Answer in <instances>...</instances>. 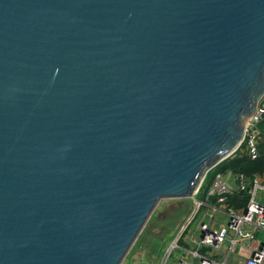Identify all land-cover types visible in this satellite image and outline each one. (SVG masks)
Segmentation results:
<instances>
[{
    "label": "water",
    "instance_id": "obj_1",
    "mask_svg": "<svg viewBox=\"0 0 264 264\" xmlns=\"http://www.w3.org/2000/svg\"><path fill=\"white\" fill-rule=\"evenodd\" d=\"M264 97V0H0V264H121Z\"/></svg>",
    "mask_w": 264,
    "mask_h": 264
},
{
    "label": "built area",
    "instance_id": "obj_2",
    "mask_svg": "<svg viewBox=\"0 0 264 264\" xmlns=\"http://www.w3.org/2000/svg\"><path fill=\"white\" fill-rule=\"evenodd\" d=\"M263 121L264 97L244 131L242 143L251 160L261 157L264 161V151L260 152L258 147L260 135L258 126ZM231 178L235 179L234 185L231 183ZM258 191L264 192V178L261 176L248 179L242 174L234 178L230 172L217 174L204 199L193 201L189 219L181 227L166 251L163 264L176 251L181 253L176 264H227V256L220 259L209 251L201 252L203 248L218 250L225 242L229 246V251L233 248H242L250 252L247 258L236 264H262L264 242H259L257 248L252 247V242L256 241L257 233L264 231V205L255 200ZM241 192H246L248 195V202L244 208L235 209L226 203L228 197ZM218 214L227 217L226 226H213ZM197 216L199 218L195 222L194 219ZM193 223L194 231L190 229ZM196 230L200 233L198 241L193 239ZM181 238H183V242L179 243Z\"/></svg>",
    "mask_w": 264,
    "mask_h": 264
},
{
    "label": "rangeland",
    "instance_id": "obj_3",
    "mask_svg": "<svg viewBox=\"0 0 264 264\" xmlns=\"http://www.w3.org/2000/svg\"><path fill=\"white\" fill-rule=\"evenodd\" d=\"M260 193L264 194L258 191L256 194V201H259ZM183 200L184 199H162L158 202L154 209V218L148 220L140 234L142 235L141 239L136 244L137 239L140 237L139 235L121 264H128L130 256H132L131 253H134L135 249H142L143 246V251L140 252V255H136L131 264H158L159 261H162L166 251L169 249L181 227L189 219L191 214L192 205L188 202H183ZM172 207H174V209L170 212ZM227 222L228 219L225 216L219 217L216 215L213 226H226ZM190 229L194 231L195 225L192 224ZM193 239L195 241L200 239L199 231H195ZM259 242H264V231L257 233L256 241L252 242V247L257 248ZM227 248L228 244L225 242L218 250L211 249L210 253L218 255L219 258L222 259ZM231 253L232 257L241 260L250 255L248 250L242 248H233ZM171 262L172 257H169L167 264H171Z\"/></svg>",
    "mask_w": 264,
    "mask_h": 264
},
{
    "label": "trees",
    "instance_id": "obj_4",
    "mask_svg": "<svg viewBox=\"0 0 264 264\" xmlns=\"http://www.w3.org/2000/svg\"><path fill=\"white\" fill-rule=\"evenodd\" d=\"M258 129L260 131V134L264 136V121L261 122V124L258 126ZM258 147L260 152L264 151V139L262 142H259ZM227 172H230L234 178H236L240 174L244 175L248 179H252L255 176H261L264 178V161L261 157L255 160H251L249 155L245 152L244 144L242 143L239 149L234 154L220 162L206 174L197 194L195 195V198L204 199L206 193L210 189V185L215 176L217 174H224ZM183 202L192 204L191 199H184ZM247 202L248 195L246 194V192L235 193L233 196L228 197L226 201L229 206L235 209L244 208ZM154 216L155 212L152 213L150 219L154 218ZM141 236L142 235H140V237L137 239L136 244L141 239ZM182 242L183 238L180 239L179 243ZM207 250L208 249L203 248L201 252L205 253ZM128 264H130V262H128Z\"/></svg>",
    "mask_w": 264,
    "mask_h": 264
},
{
    "label": "crops",
    "instance_id": "obj_5",
    "mask_svg": "<svg viewBox=\"0 0 264 264\" xmlns=\"http://www.w3.org/2000/svg\"><path fill=\"white\" fill-rule=\"evenodd\" d=\"M263 139H264V136L262 135V134H260L259 135V142H262L263 141ZM234 180L235 179H232L231 178V183L234 185ZM261 192V191H260ZM262 193H264V192H262ZM197 198H195V197H193V198H191V200H192V204L191 205H193V201L194 200H196ZM200 200H203V199H200ZM255 200H256V197H255ZM258 203H260V204H263L264 205V194H261L260 193V199H259V201H257ZM173 209H174V207H172L171 209H170V212H172L173 211ZM217 216H224V215H222V214H218ZM226 217V216H225ZM198 218H199V216H197V217H195V219H194V221L196 222L197 220H198ZM227 218V217H226ZM194 222V223H195ZM193 223V224H194ZM143 248H144V246L142 247V249H135V251H134V253L132 252L131 253V255L132 256H130V264L131 263H133L132 262V260L136 257V255H140L141 253L140 252H142L143 251ZM137 250V251H136ZM210 250L211 249H208L207 251H209L210 252ZM231 251L232 250H230L229 251V246H228V248H227V251H226V253L224 254V256L222 257V259H224L225 258V256H227L226 257V259H227V264H236V263H238V262H240L241 261V259H239V258H236V257H232V253H231ZM215 256H216V258H219V256L218 255H216V254H214ZM172 257V262H171V264H176L177 263V261L180 259V257H181V253L179 252V251H176V252H174V253H172L171 255H170V258ZM164 259V258H163ZM163 259H162V261H159V263L158 264H163ZM169 259V258H168ZM167 259V260H168ZM221 259V258H220ZM167 260L165 261V263L164 264H167ZM263 263H264V261H263ZM262 263V264H263Z\"/></svg>",
    "mask_w": 264,
    "mask_h": 264
}]
</instances>
